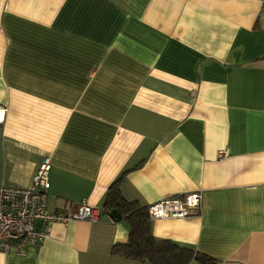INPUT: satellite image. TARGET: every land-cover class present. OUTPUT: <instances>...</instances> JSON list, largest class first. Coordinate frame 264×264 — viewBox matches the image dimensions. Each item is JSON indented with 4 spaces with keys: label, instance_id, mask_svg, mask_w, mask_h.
Listing matches in <instances>:
<instances>
[{
    "label": "crops",
    "instance_id": "0c3cea01",
    "mask_svg": "<svg viewBox=\"0 0 264 264\" xmlns=\"http://www.w3.org/2000/svg\"><path fill=\"white\" fill-rule=\"evenodd\" d=\"M0 109V186L48 155L47 209H101L0 264H144L111 253L118 178L141 206L200 193L155 238L264 264V0H0Z\"/></svg>",
    "mask_w": 264,
    "mask_h": 264
},
{
    "label": "built area",
    "instance_id": "2783aa9c",
    "mask_svg": "<svg viewBox=\"0 0 264 264\" xmlns=\"http://www.w3.org/2000/svg\"><path fill=\"white\" fill-rule=\"evenodd\" d=\"M4 109H0V121ZM224 153H218L221 157ZM48 155L39 162L27 187L0 186V252L24 255L49 236L50 226L55 222L65 224L71 220L96 221L101 209L85 201L72 209H47L49 171ZM200 208V193H178L163 197L147 205L151 220L161 218H183L196 215Z\"/></svg>",
    "mask_w": 264,
    "mask_h": 264
},
{
    "label": "trees",
    "instance_id": "16d2710c",
    "mask_svg": "<svg viewBox=\"0 0 264 264\" xmlns=\"http://www.w3.org/2000/svg\"><path fill=\"white\" fill-rule=\"evenodd\" d=\"M108 213L116 210L129 227L128 240L114 244L112 254L144 264H188L195 260L201 264H215L216 260L205 253L181 246L167 239H157L151 232V219L147 206L126 200L119 188V178L108 188L103 204Z\"/></svg>",
    "mask_w": 264,
    "mask_h": 264
},
{
    "label": "water",
    "instance_id": "95a60500",
    "mask_svg": "<svg viewBox=\"0 0 264 264\" xmlns=\"http://www.w3.org/2000/svg\"><path fill=\"white\" fill-rule=\"evenodd\" d=\"M108 216L113 220H120L121 219V215L116 210L109 211Z\"/></svg>",
    "mask_w": 264,
    "mask_h": 264
}]
</instances>
